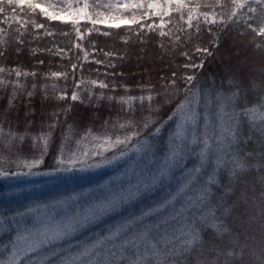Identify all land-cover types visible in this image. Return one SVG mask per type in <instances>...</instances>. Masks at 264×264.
Segmentation results:
<instances>
[{
  "label": "snow or ice",
  "instance_id": "6c2138e0",
  "mask_svg": "<svg viewBox=\"0 0 264 264\" xmlns=\"http://www.w3.org/2000/svg\"><path fill=\"white\" fill-rule=\"evenodd\" d=\"M6 6L12 8L11 16H5L4 21H14L20 25L16 31L25 29L30 22L35 28H43L44 25L36 23L35 20H24L23 15L35 14L37 9L49 20L70 21L80 32V22L88 21L93 26L107 23L109 20L120 21L112 24L119 28L121 23H128L121 11L141 10L145 7L142 3H108L102 0H0V14L6 12ZM167 6H171L170 8ZM147 9L156 10L153 15L161 17V36H169L173 45L178 43L184 33H188L185 39L191 38L188 31L195 26L196 32H200L201 20L205 25H239L242 21L246 29H250L255 37H264V0H149ZM19 10V15L17 13ZM103 9V11H101ZM203 9H208L204 11ZM219 9V10H217ZM246 9V11H244ZM169 11L180 15L187 28H178L181 35L173 33L172 29L163 31V17ZM115 13V14H113ZM185 13L187 19L185 20ZM253 15H249V14ZM251 21H255V24ZM131 23H138L133 13ZM143 27L144 25H140ZM151 30L152 25H148ZM210 43L215 47L216 34ZM7 32L0 29V46L6 45ZM23 33L21 32V35ZM51 35V33H48ZM107 35L108 33H104ZM19 40V37H17ZM21 43L23 41H20ZM264 45V40L256 44L259 49ZM79 47V45H77ZM195 52L210 56L213 53L208 47L197 46ZM2 55V52H0ZM87 55V54H85ZM105 55H111L106 53ZM188 56V53H183ZM191 61V57H189ZM99 63V61H97ZM185 69H200V63L189 62L183 65ZM75 68V65H73ZM15 71L16 77L28 75L21 73L18 69L5 70L0 68V73ZM33 75H35L33 73ZM53 77H60L63 73L54 72ZM183 88L177 84L176 73L164 85V91L153 93L152 86H147L148 94L139 97H120L118 102L127 107L125 111L134 112V101H139L143 111L144 102H148L149 115L141 121L130 118L125 122L117 121L112 127L132 130L122 137L114 138L105 134L103 138L88 130L80 140L76 141V149L67 154L65 148L71 140L72 128L63 134V142L60 153L55 159V166L46 171H40L39 166L43 164L47 155L51 132L41 133L33 136V146L42 144V150L38 158L31 160L12 161L16 170H5L0 165V178H11L19 176H53L57 173L70 172L77 165L80 170L84 169L85 158L100 156L98 163L88 167H101L124 158L129 153H134L139 160H147L155 167L149 168L145 164L141 171L136 173V182H129L127 187L119 189H108L107 193L78 210L71 216L62 217L59 221H53L51 217L45 216L44 220L38 219L36 207H25L17 209L10 214H0V233H11L8 239L0 243V264H264V222L260 224L261 235L257 236L234 233L226 223L224 217L231 214L233 206H228L219 198L215 203L213 197L215 188L221 186L220 176L226 174L227 183L224 185L225 193L231 192L233 186L241 182L242 177L252 169L264 171V152H244L239 147L243 135V126H248V136L245 142L256 135L259 143L264 146V89L255 82L251 90L255 93L253 100L247 99L246 90L239 81L229 76L227 89L207 86L206 80H198L197 75L187 74L180 77ZM11 84L12 94L9 98V106L16 97V89L23 88L18 81H9L0 77V87ZM93 86L107 88L103 82L91 81ZM47 87V86H45ZM53 88L56 86L53 84ZM79 88L80 85L78 84ZM35 88V85H33ZM216 88L213 94V89ZM89 98L93 95L91 89H87ZM33 93L28 92L31 96ZM156 96L164 97V104H171L174 99H179L175 107L159 123L151 116L152 112L160 111L161 105L153 107L152 101ZM172 97V99H168ZM64 99V95L59 96ZM98 96L97 99H102ZM71 99L79 100V94L74 91ZM109 100L114 97H108ZM107 125V121L105 122ZM153 124L156 126L147 136H144ZM171 125L168 132L167 147L165 154L157 161L155 157V137H158L166 125ZM55 128L56 124L48 125ZM25 133H17L11 128L5 129L0 123V145L11 149L15 142L24 141ZM90 137L93 141L101 140L91 153L78 151L81 141ZM141 137H143L141 139ZM112 151L113 155L105 157L104 152ZM189 156L196 159L192 168L186 169L181 181L175 191L168 193L165 197L154 200L150 205L140 207L138 211L128 212V206L137 202L143 204L144 199L155 192L157 186H162L165 181L172 178L173 172L181 161ZM6 162V158L0 157ZM261 184L259 197L247 195L245 187L242 199L245 203L251 200L254 207L259 209L256 216L249 215L250 221L264 218V175L258 177ZM183 198V201H181ZM71 199H74L71 198ZM257 200L260 203H257ZM179 202V207L177 203ZM64 204V201H57ZM47 208V205H45ZM7 211V210H6ZM127 212L114 224L108 225L102 231L97 232L91 239L76 242L66 248L58 247L60 241L69 239L76 232L87 228L90 224L101 221L105 216ZM212 229L220 243L206 242L203 232Z\"/></svg>",
  "mask_w": 264,
  "mask_h": 264
},
{
  "label": "trees",
  "instance_id": "16d2710c",
  "mask_svg": "<svg viewBox=\"0 0 264 264\" xmlns=\"http://www.w3.org/2000/svg\"><path fill=\"white\" fill-rule=\"evenodd\" d=\"M160 1L164 4V0ZM102 2L108 3L109 0H102ZM111 2L115 3L116 0H111ZM128 2L130 0H121L122 4ZM131 2L142 3L145 7L141 10L130 11L122 8L121 11L129 22L121 24L119 28L98 24L93 30L90 22L81 21L80 32L77 33L71 22L49 20L38 9L35 14H31L29 11L28 14L23 15V19L35 20L36 23L44 25L43 28H35L29 22L26 30L21 29L20 32H17L16 29L20 28V25L16 22H0V29L8 33L5 36L7 44L0 46V52H2L0 68L18 69L21 73H28V75H21L18 78L15 71L0 73V77L3 79L18 81L23 85L22 89H16L17 94L11 106H9V98L13 91L11 84L7 87H0V123L5 129L11 128L17 133H28L22 143L17 140L11 149L0 145V157L6 158V162L0 160V165L5 170L15 171L16 166L12 161L17 159L31 160L39 157L42 144L37 143L34 147L33 136H39L41 133L51 132V139L44 162L39 166L40 171H46L55 166L54 162L60 153L63 134L69 126L72 128V133L71 140L68 141L65 148L66 154L70 150L76 149V141L80 140L88 130L101 138L105 134H109L113 138L117 135L122 137L132 129L130 127L120 129L118 125L114 128L112 125L117 121L125 122L130 118L141 121L143 117L149 115L148 102H144L142 111L140 102L134 101L135 111L132 112L125 111L127 106L120 104L118 99L126 96L147 95V86L149 85L152 86L153 93H161L173 73H176L177 84L181 88L184 84L180 77L186 72L187 74L195 73L198 80H206L208 87L215 85L216 88L223 87L225 89H227L228 77H234L246 90L247 99L250 102L255 95L251 90L253 82L264 89V45L259 49L255 46L264 40V37H255V41H253L254 34L250 29H246L242 21L239 25L229 24L224 27L223 25H205L201 20L199 33L196 32L194 26L188 30L191 33L190 39H185L184 37H187L188 33H184L182 39L173 45L169 36L160 35L161 17L153 15L152 9H147L146 5L149 0H131ZM203 10L208 11V9ZM11 13L12 8L6 6V12L0 14V21H4L5 16H11ZM17 13L19 15L18 9ZM133 13H135L138 23H131ZM186 19L187 14L185 13ZM163 21L162 30L165 32L172 29L174 34L181 35L177 29L187 28V25L180 20V15L173 11H169L168 15L163 17ZM251 22L255 24V21ZM148 25H152L153 28L150 30ZM209 28L212 33L216 34L215 47L210 43L213 36L209 32ZM197 46L208 47L213 54L210 56L198 54L195 52ZM185 52L188 53V56L183 55ZM106 53H111V55H105ZM189 57H191V61ZM201 60H203V67L200 69H185L183 67L186 63H200ZM54 72L64 75L53 77L51 74ZM93 80L103 82L108 87L101 89L98 85L93 86L91 84ZM53 84L56 86L55 88L52 87ZM216 88L213 89V94ZM87 89H91L93 93L91 98H89ZM74 91L79 94V100L71 99ZM28 92L33 94L29 96ZM61 94L64 95V99L59 98ZM101 95L103 98L98 100L97 97ZM110 96L114 99L109 100ZM182 98L181 96L174 99L171 104H164V97L156 96L152 105L153 107L161 105V107L160 111L152 112L151 116L156 119L157 123L166 119L178 100ZM168 99H172V97H168ZM53 123L56 124V127L49 128L48 125ZM155 126L153 124L146 130L144 136H147ZM170 127V124L166 125L158 137L152 138L155 143L157 161L166 152ZM248 134V126L245 124L239 144L242 154L244 152H264V146L259 143L256 135L245 142V137ZM101 142V140L93 141L90 137L85 138L81 141L78 151L89 153L94 149L99 151L100 149L96 148V145ZM112 155V151L104 152L105 157ZM100 159V156L89 155L85 158L83 170H80V166L77 165L70 172L55 175L64 178L95 170L100 167H88V165L98 163ZM195 162L194 156H189L186 160L181 161V164L174 170L171 179L165 181L162 186H157L156 191L148 195L143 204L137 202L128 206V212L138 211L140 207L150 205L154 200L175 191L184 171L192 168ZM145 164H148L149 168L155 167V164H149L147 160H139L134 153H129L128 156L111 164L102 165L101 167L110 166L111 168L103 171L94 180L65 190L59 200L65 203L54 204L47 216L50 215L54 221H59L62 217L71 216L76 211L83 210L95 199L105 195L108 189L118 190L121 186L127 187L129 182L134 184L136 173L141 171ZM261 175H264V171L252 169L242 177L240 183L233 186L231 192L225 193L224 185L227 183L228 177L226 174H222L220 176L221 186L215 188L214 203L222 197L226 205H234L231 214L224 219L234 233L241 234V239L245 232L249 236L255 234L258 241L260 239V224L264 222V218L258 217L257 220L250 221L249 215L256 216L259 209L253 206L251 200L245 203L241 197L245 187L249 197L253 195L259 197L261 184L258 177ZM5 180V178H0V184ZM73 197L74 199H71ZM182 201L183 198L180 202ZM257 203L260 201L257 200ZM176 206L179 207V202ZM261 207H264V204ZM127 214L122 211L118 214L105 216L101 221L79 230L69 239L60 241L57 246L66 248L70 244L75 245L78 241L91 239L95 233L116 223ZM10 235V232L0 233V243L6 241ZM203 237L206 242L220 243L210 228L203 232Z\"/></svg>",
  "mask_w": 264,
  "mask_h": 264
},
{
  "label": "rangeland",
  "instance_id": "374dc122",
  "mask_svg": "<svg viewBox=\"0 0 264 264\" xmlns=\"http://www.w3.org/2000/svg\"><path fill=\"white\" fill-rule=\"evenodd\" d=\"M159 3L163 4L160 0ZM115 23H120V21L109 20L104 25L111 26ZM109 168L111 167L104 166L86 173L64 178L57 175L8 178L0 184V214L7 215L17 209L22 210L29 206H39L37 218L44 220L53 205L60 200V195L65 190L94 180ZM45 205H47V208H45ZM47 217H50V215Z\"/></svg>",
  "mask_w": 264,
  "mask_h": 264
}]
</instances>
